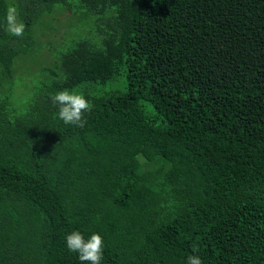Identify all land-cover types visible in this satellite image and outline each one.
Wrapping results in <instances>:
<instances>
[{"label":"trees","instance_id":"16d2710c","mask_svg":"<svg viewBox=\"0 0 264 264\" xmlns=\"http://www.w3.org/2000/svg\"><path fill=\"white\" fill-rule=\"evenodd\" d=\"M74 1L101 39L19 112L0 94V264H87L74 230L103 236L101 264H264V0H0V87L34 18ZM121 73L83 92L84 127L59 119L53 94Z\"/></svg>","mask_w":264,"mask_h":264},{"label":"rangeland","instance_id":"374dc122","mask_svg":"<svg viewBox=\"0 0 264 264\" xmlns=\"http://www.w3.org/2000/svg\"><path fill=\"white\" fill-rule=\"evenodd\" d=\"M73 5L72 8L57 5L51 14L36 16L31 26V37L22 40L12 76L6 85L0 87V94L5 90L8 93L10 108L15 112L23 109L24 103L49 80L51 72L57 70L59 56L72 45L74 39L81 36L101 39L96 32L95 15L79 7L77 1ZM124 87L121 73L104 83L85 82L72 90L103 94L114 89L123 90Z\"/></svg>","mask_w":264,"mask_h":264},{"label":"clouds","instance_id":"9594fccd","mask_svg":"<svg viewBox=\"0 0 264 264\" xmlns=\"http://www.w3.org/2000/svg\"><path fill=\"white\" fill-rule=\"evenodd\" d=\"M18 8L10 4L6 10L5 31L15 37L24 35L25 24L18 18ZM54 105L59 106L58 117L65 124L84 127L86 113L92 111V105L83 92L63 89L51 97ZM66 246L70 252L78 253L81 262L101 264L104 252V239L99 233H93L88 239L79 230H74L66 236ZM193 252H198V245H193ZM186 264H203L197 254L189 255Z\"/></svg>","mask_w":264,"mask_h":264}]
</instances>
